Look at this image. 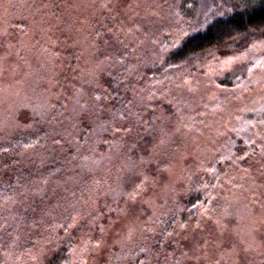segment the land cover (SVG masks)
<instances>
[{"label":"trees","instance_id":"trees-1","mask_svg":"<svg viewBox=\"0 0 264 264\" xmlns=\"http://www.w3.org/2000/svg\"><path fill=\"white\" fill-rule=\"evenodd\" d=\"M169 18L178 38L170 35L160 51L147 55L118 47L112 61L100 68L91 62L95 24L86 28L85 48L64 52L56 45L53 67L58 74L47 80L44 119L22 132L0 133V264H12L14 256L23 259L20 264L29 257L32 264H79L81 240L91 241L102 219L120 213L125 203L136 205L130 199H138L148 184L157 196L138 208L143 212L137 217L145 223L143 231H121L99 264H211L206 257L212 245L202 257L198 254L204 232L199 225L222 209V200L235 192L240 177L262 178L264 101L243 115V126L225 128L211 124L220 117L222 121V113L211 106L207 117L199 116L198 109L180 110L190 102L176 90L164 99L163 89L178 88L190 79L193 57L254 41L264 49V0H176ZM163 30L173 33L170 26ZM133 64L136 71L131 70ZM5 81L0 78V93ZM7 90L13 92L11 87ZM219 95L208 105L220 106ZM9 106L4 104L3 109ZM190 128L187 139L179 137ZM214 137L218 141L213 149L201 153L205 159L195 161L196 148L193 161L179 158L183 149L207 144ZM105 150L115 157L108 164L93 155ZM263 194L259 184L249 195L252 209H263ZM64 214L86 216L79 218L75 231L59 219ZM195 224L199 232L193 250L184 235ZM46 240L51 244L48 256L38 262L37 246ZM30 251L37 257L33 252L29 256ZM235 258H225L222 264ZM261 259L264 264V256Z\"/></svg>","mask_w":264,"mask_h":264},{"label":"rangeland","instance_id":"rangeland-1","mask_svg":"<svg viewBox=\"0 0 264 264\" xmlns=\"http://www.w3.org/2000/svg\"><path fill=\"white\" fill-rule=\"evenodd\" d=\"M175 2L176 0H0V78L6 79L2 83L4 91L0 93V133L11 135L17 131L22 132L33 127L38 118L44 119L43 115L48 109L45 98L49 89L47 80L58 74L55 66L53 67V58L56 57L53 50L57 44L60 49H65L64 52L75 46L85 48V44L89 42L86 28L95 24L96 50L91 62L94 61L98 68L107 65L108 60L112 61L118 47L133 48L137 55L160 51L165 38L170 35L172 40L179 37L175 23L169 20V16L175 12ZM90 19L93 24H89ZM164 26L172 27L173 33L172 30H163ZM224 48L193 57L188 65L190 79L182 81L178 88L172 85L169 89L162 87L166 91L164 99H167L168 92L176 90V95L183 96L190 102L188 105H181L180 110L198 109L199 116L207 117L211 106L218 115L222 113V121L220 117V120L211 124L222 123L225 128L241 127L243 115L249 111L252 113L253 106L264 101L263 44L254 41L246 45L229 44ZM131 70L136 71L134 64ZM7 79L10 82L8 84ZM10 87L13 89L12 93L7 90ZM217 94H220L217 96L220 106L208 105ZM72 101L75 110L78 108L76 97ZM4 104H10L9 108L3 109ZM172 119L174 121L176 117ZM191 132L190 128L179 137L187 139ZM214 141H218V138L210 139L207 144L202 142L200 146L193 145L188 150L185 148L178 151L180 157L177 156L178 152L176 156L181 160L188 156L193 161L192 153L196 148L195 161L199 162L205 159L202 152L213 149ZM105 152H94V158H100L104 164L115 159L113 154L107 150ZM179 162L178 160L177 163ZM71 170L76 171L73 167ZM260 176L262 178L257 181L240 177V184L235 192H230L222 200V209L217 208L208 222L204 221L199 225L204 228V232L201 235L203 244L198 254L202 257L206 246L209 250L212 245L210 255L206 257L211 264L214 261L222 264L225 258L235 256L237 258L233 261L231 259L224 264H261V257L264 256V206L263 209H252L249 203V195L256 192L259 184L264 187V172ZM253 177L258 178L256 173ZM129 192L133 194L132 190ZM134 196H137V192ZM156 196L151 185H145L139 192L138 199H130L136 201V205L130 207V204L125 203L120 208V213L102 219L101 227L91 235L92 240H81L82 260L79 264H99L98 259L113 248L112 244L122 235L121 231L142 232V224L145 223L141 217L137 219L143 214L138 208L140 205L142 208L150 205ZM85 216L68 217L64 214L59 219L76 231L79 218L81 220ZM143 216L147 217L148 213ZM40 219L45 221L42 216ZM28 224L32 227L33 218L32 223L29 220ZM194 227L184 235L186 244L193 250L198 242L199 232L196 224ZM41 244L39 243L40 247L37 246V252H40L38 257L36 251L29 253L30 256L33 252V257H37L38 262V258L45 259L48 256L51 246L48 240L41 241ZM246 247L249 250H244ZM22 260L14 256L12 264H20ZM28 260L24 264H32Z\"/></svg>","mask_w":264,"mask_h":264}]
</instances>
